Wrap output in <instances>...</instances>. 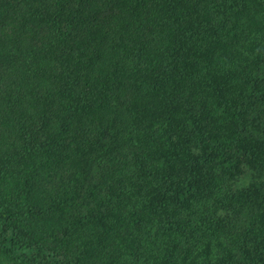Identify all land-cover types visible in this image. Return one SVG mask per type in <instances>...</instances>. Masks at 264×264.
Masks as SVG:
<instances>
[{
  "label": "trees",
  "instance_id": "16d2710c",
  "mask_svg": "<svg viewBox=\"0 0 264 264\" xmlns=\"http://www.w3.org/2000/svg\"><path fill=\"white\" fill-rule=\"evenodd\" d=\"M0 264H264V0H0Z\"/></svg>",
  "mask_w": 264,
  "mask_h": 264
}]
</instances>
